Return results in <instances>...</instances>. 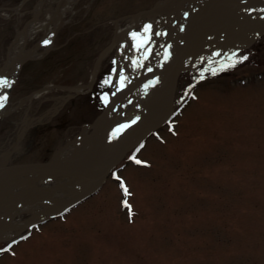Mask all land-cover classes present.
Listing matches in <instances>:
<instances>
[{
    "label": "rangeland",
    "instance_id": "1",
    "mask_svg": "<svg viewBox=\"0 0 264 264\" xmlns=\"http://www.w3.org/2000/svg\"><path fill=\"white\" fill-rule=\"evenodd\" d=\"M21 1L0 0V68L40 0ZM158 1L77 2L50 35L52 46L39 45L42 55L18 68L3 107L9 112L0 114V165L48 159L98 117L118 48L93 81L100 51L119 19ZM54 7L48 0L45 9ZM253 12L248 22L255 31L261 18ZM44 34L29 36L26 48ZM89 80L84 92L68 88ZM179 82L166 123L128 151L96 193L25 226L9 249L12 241L0 240V264H264V34L230 61L182 72ZM47 85L49 91L20 104Z\"/></svg>",
    "mask_w": 264,
    "mask_h": 264
},
{
    "label": "bare ground",
    "instance_id": "2",
    "mask_svg": "<svg viewBox=\"0 0 264 264\" xmlns=\"http://www.w3.org/2000/svg\"><path fill=\"white\" fill-rule=\"evenodd\" d=\"M47 1L48 0H40L38 2L34 9L35 18L29 21L24 29L19 30L15 40L11 44L5 65L0 68V77H6L9 83L8 85H0V95H3L4 93L8 94L9 88L15 80L18 68L24 61L42 55L40 50H38V46L41 45L44 40L50 41L46 49L52 46V37H50V35L55 34L57 30L66 23L65 18L68 15H73L75 5L79 0H51L55 3V7L49 10L45 9ZM190 3L191 2H188L187 4L194 8L195 5ZM186 5L182 6L179 1L175 0H160L153 6L154 8L147 13L144 11L131 17L127 16L119 19L116 23L112 38L114 45L106 51L100 61L94 63L92 73L94 71H100L103 66V61H105L111 52L113 50L115 51L117 48L118 50L115 56L118 70L112 84V89L120 86L121 72L127 77L123 83H127L132 80L134 81L139 73L146 71L149 67L164 60L167 55H170V53L172 54L174 47L179 44L186 32L190 30L193 25L199 24L203 19L201 17H192L188 28L182 30V26L187 22V17H184V15H178V9L179 6H181L184 13L190 9L192 10V8H186ZM43 12H47L46 19L38 20L39 15ZM250 13L251 12H246V14L242 15V18H240V16L237 17L238 20L236 21L238 22H236L235 25L232 23L228 25L226 30L224 29L217 34L221 36L238 34L243 36V41L231 40L230 42L225 43L218 52L210 54L198 53L196 57L190 59L184 58L181 63L183 71H189L195 68L198 64L206 61H228L232 57L233 51L239 48L247 40L251 39L253 33H255L259 27L264 25V18H258L257 20L259 23L256 24V29L252 27L255 31H252L251 29L248 30V28L252 26V22H248ZM252 15L253 17L256 16V12H253ZM239 19L241 20L239 21ZM139 25L142 27V30L136 31V28ZM146 25H151V28L147 33L144 32ZM236 25L242 27L235 28L234 26ZM40 30H45L42 41L40 39L34 48L27 49L25 43L29 36ZM133 32L138 33L139 36L134 38L131 35ZM157 33L161 34L157 35ZM145 35L151 37L149 44L142 45L138 48L136 46L138 40ZM206 40H203L198 44L203 50H207L212 44L211 40ZM169 58L170 57L166 60ZM134 60L137 61L136 64L133 63ZM167 84V79L164 78V76H159L154 79L153 85L144 83L138 89L130 91V93L122 100L117 111L109 114L108 122L110 124L111 122L115 123L117 127L118 125L128 124L135 115H152L155 112L160 111L169 101V89ZM91 86L92 81L89 80L86 83H80L69 89L73 92L81 93L90 89ZM51 88L52 86L47 85L46 87L33 92L31 95L23 98L20 101V104L37 98L40 94L44 93L46 90L49 91ZM7 112L9 111H4L3 108H0V114ZM162 116V114L155 117L152 115L149 122L157 123ZM91 123L81 127L79 134H77L75 138L63 140L54 152L53 157L57 160H69L85 155L89 148L88 133L91 129ZM101 129L102 128L100 127L99 130L96 131V139L100 137ZM143 135L142 130H139L136 134V138L139 140ZM107 136L106 139L108 138V140H106L104 144L105 156H107V153L112 148L116 134H114L112 130ZM58 175L62 177L52 179L53 176H49L41 181H36V178L34 179V176L31 175L29 178L30 183L27 184L21 183L25 178L24 176L11 175L10 177H7L5 184L7 183L8 187L0 200V240L13 239L15 235H18V233L28 225V221H34L35 219H41L48 214L60 212L84 187L83 181L78 179L73 180L65 174ZM54 185L57 186V188L51 189ZM24 193L35 197L31 198L28 202H24V204L15 211V215L14 213H11L5 217L4 213L8 210L10 204L13 203L20 194Z\"/></svg>",
    "mask_w": 264,
    "mask_h": 264
},
{
    "label": "water",
    "instance_id": "3",
    "mask_svg": "<svg viewBox=\"0 0 264 264\" xmlns=\"http://www.w3.org/2000/svg\"><path fill=\"white\" fill-rule=\"evenodd\" d=\"M26 1V0H24ZM174 1V0H171ZM179 1L180 5L185 6L188 2L191 5H186L189 14L187 16V22L183 26V30L188 28L192 17L203 18L199 24L192 26L190 30L186 32L179 44L174 47L172 54L168 55L164 60L155 65L149 67L141 74H138L136 79L123 83V87L118 86L111 94L108 103L104 106L98 117L91 123V129L88 133V152L79 157L69 160H57L53 155L45 160L37 161H19L11 162L0 165V200L5 193L8 184H5L7 177L11 175L24 176L22 184L29 182L30 176H34L36 181H41L49 176H55L58 174H65L73 180L83 181L84 187L77 194V196L66 204V208H70L81 201L87 199L102 186L105 179L111 170L124 158L125 154L131 150L137 143L138 139L136 134L139 130H142L143 134H149L154 129L163 125L170 117L176 98V91L178 87L180 74L183 72L181 63L183 59H190L200 54H210L219 51L225 43L231 40L243 41V36L238 34L233 35H217L220 31L226 30L228 25H235L238 20L236 15H244L246 12L253 10L260 16L264 17V0H175ZM190 3V4H191ZM154 7H151L145 12H149ZM194 10V11H193ZM183 11V12H182ZM184 10L181 6L178 9V15H182ZM190 15V16H189ZM235 27V26H234ZM249 29V28H248ZM248 31V30H247ZM264 34V25L259 27L253 35L252 39L243 43V47L247 46L256 37ZM217 35V36H216ZM211 40L212 44L207 50L200 48L198 44L203 40ZM207 41V40H206ZM114 45L113 40L106 45L99 53L97 62L100 61L106 51ZM170 57L168 60H166ZM95 79L97 72L92 73ZM164 76L167 79V87L169 89V101L167 105L160 111L155 112L153 117L162 114V118L157 123L149 122L152 115L138 114L134 119L129 122L126 128L116 134L113 146L104 155V144L108 140L107 135L114 129L116 124L108 122L109 114L115 113L119 108L122 100L134 89H138L142 84L153 85L154 79ZM113 117V116H112ZM110 117V118H112ZM101 129V134L96 139V131ZM35 196H29L28 194H20L17 199L10 204L8 210L5 211L4 216L14 213L20 208L24 202L30 201ZM65 208V209H66ZM56 213L48 214L41 219H35L34 221H28V224L35 223L37 221L45 220L54 216ZM3 216V219H4Z\"/></svg>",
    "mask_w": 264,
    "mask_h": 264
},
{
    "label": "snow or ice",
    "instance_id": "4",
    "mask_svg": "<svg viewBox=\"0 0 264 264\" xmlns=\"http://www.w3.org/2000/svg\"><path fill=\"white\" fill-rule=\"evenodd\" d=\"M185 15H187V13H185ZM150 28H151V25H146L145 28H144V32L147 33ZM160 34L161 33H157V35H160ZM131 35L134 38L139 36V34L136 33V32H133ZM150 39H151L150 36L145 35V36H143L142 38H140L138 40L136 46L139 48L142 45H147V44H149ZM43 43L48 44V43H50V41L49 40H44ZM146 55H147V53H146ZM237 59L244 60V59H246V56H243L242 55V56L238 57ZM133 63L136 64L137 61L134 60ZM227 66L228 65H225V67H227ZM113 71H115V69ZM126 79H127V77L123 74V72H121V74H120V80H121L120 86L121 87H123V81H125ZM110 82L111 81L108 78H105L104 83H110ZM8 83L9 82H8V80H7L6 77H0V85H8ZM7 95H8L7 93H4L3 95H0V108H3L4 107V103L7 100ZM104 100H105V103H107V94L106 93L104 94ZM127 126H128L127 124L118 125L117 128L113 130V133L114 134H118L120 131H122ZM132 159H135V156H133ZM113 175L115 176L116 174L113 173ZM125 192H127V188L126 187H125ZM125 204H127V201L126 200H125ZM12 243H15V241H12ZM8 247L10 248L11 247V244H9ZM2 250L3 249H0V251H2Z\"/></svg>",
    "mask_w": 264,
    "mask_h": 264
}]
</instances>
